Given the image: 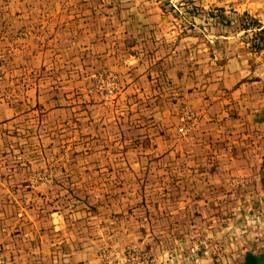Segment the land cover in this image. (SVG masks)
Returning a JSON list of instances; mask_svg holds the SVG:
<instances>
[{
	"label": "rangeland",
	"instance_id": "1",
	"mask_svg": "<svg viewBox=\"0 0 264 264\" xmlns=\"http://www.w3.org/2000/svg\"><path fill=\"white\" fill-rule=\"evenodd\" d=\"M264 255V0H0V264Z\"/></svg>",
	"mask_w": 264,
	"mask_h": 264
},
{
	"label": "water",
	"instance_id": "2",
	"mask_svg": "<svg viewBox=\"0 0 264 264\" xmlns=\"http://www.w3.org/2000/svg\"><path fill=\"white\" fill-rule=\"evenodd\" d=\"M250 264H264V255L261 259L253 258L250 262Z\"/></svg>",
	"mask_w": 264,
	"mask_h": 264
}]
</instances>
